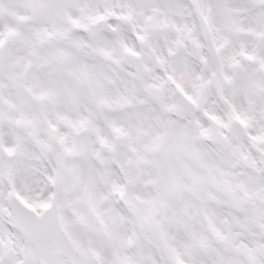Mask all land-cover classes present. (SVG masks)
Returning <instances> with one entry per match:
<instances>
[{
	"label": "snow or ice",
	"instance_id": "snow-or-ice-1",
	"mask_svg": "<svg viewBox=\"0 0 264 264\" xmlns=\"http://www.w3.org/2000/svg\"><path fill=\"white\" fill-rule=\"evenodd\" d=\"M0 264H264V0H0Z\"/></svg>",
	"mask_w": 264,
	"mask_h": 264
}]
</instances>
